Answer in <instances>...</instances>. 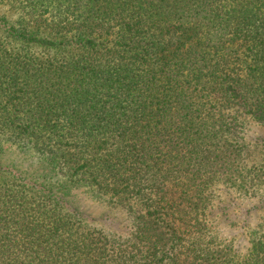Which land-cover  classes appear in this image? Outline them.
<instances>
[{"label": "trees", "instance_id": "1", "mask_svg": "<svg viewBox=\"0 0 264 264\" xmlns=\"http://www.w3.org/2000/svg\"><path fill=\"white\" fill-rule=\"evenodd\" d=\"M0 27V264H264L212 213L224 186L264 187V0H12ZM3 23V22H2ZM4 24V23H3ZM123 209L122 238L71 205Z\"/></svg>", "mask_w": 264, "mask_h": 264}, {"label": "rangeland", "instance_id": "2", "mask_svg": "<svg viewBox=\"0 0 264 264\" xmlns=\"http://www.w3.org/2000/svg\"><path fill=\"white\" fill-rule=\"evenodd\" d=\"M19 13L21 11L13 6L12 0H0V27L18 20ZM246 131L247 139L257 149L253 159L264 160V129L254 121H248ZM4 150L0 159L6 168L22 173L31 172L33 159L22 156L12 147ZM76 193L71 205L87 216L93 227L122 238L130 236L132 221L123 209L92 199L82 191ZM216 195L212 218L218 235L225 245L231 244L238 255H245L250 246L251 232L264 220V187L258 189L255 195H246L221 186Z\"/></svg>", "mask_w": 264, "mask_h": 264}]
</instances>
